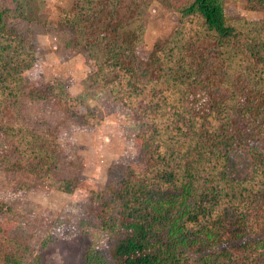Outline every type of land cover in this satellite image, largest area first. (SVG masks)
<instances>
[{"label": "trees", "instance_id": "1", "mask_svg": "<svg viewBox=\"0 0 264 264\" xmlns=\"http://www.w3.org/2000/svg\"><path fill=\"white\" fill-rule=\"evenodd\" d=\"M225 1L73 0L57 19L87 50L89 81L135 114L142 143L120 180L93 194L91 207L119 237L109 259L96 242L88 264H264V0L247 2L263 12L256 19L228 15ZM154 2L173 8L178 22L141 53ZM45 9L46 0L0 9V161L14 157L12 168L32 167L53 186L47 178L62 153L61 129L23 120L25 71L39 59L9 22L44 21ZM49 96L71 115L98 116L80 112L82 99L67 89ZM236 147L252 155L245 178L227 169ZM75 183L56 185L72 192ZM8 203L0 200V210ZM22 244L3 238L0 260L13 264L29 251Z\"/></svg>", "mask_w": 264, "mask_h": 264}, {"label": "rangeland", "instance_id": "2", "mask_svg": "<svg viewBox=\"0 0 264 264\" xmlns=\"http://www.w3.org/2000/svg\"><path fill=\"white\" fill-rule=\"evenodd\" d=\"M72 2L46 0L45 20L41 22L9 21L22 36L32 40L39 59L37 65L25 71L23 120L41 130L60 127V144L64 129H74L79 137V142L73 141L75 151H64L60 145L62 153L47 178L49 181L51 178L53 186L45 184L32 167L12 168L14 157L0 161V200L10 203L0 210V241L18 238L29 248L16 253L13 264H88L87 254L96 242V248L105 250L108 254L105 258L109 259L119 235L115 224L101 220L91 207L93 194L119 181L124 165L143 155L142 143L136 141L139 120L120 101H113L108 89L89 81L92 63L87 50L73 44L72 30L57 22L63 8H69ZM247 2L226 0L225 11L237 18H261L263 12L248 8ZM12 4L13 0H0V9ZM147 19L141 53L169 36L178 15L173 8L154 2ZM57 77L61 78L60 83L54 82ZM62 89L82 99L80 112L98 111L97 118L90 121L71 115L63 103L49 96ZM88 128L95 130L89 134L81 131ZM251 156L248 149L236 147L228 163L229 174L247 177L251 172ZM64 179L75 180L72 192L57 188L56 183ZM0 264L6 263L0 260Z\"/></svg>", "mask_w": 264, "mask_h": 264}, {"label": "crops", "instance_id": "3", "mask_svg": "<svg viewBox=\"0 0 264 264\" xmlns=\"http://www.w3.org/2000/svg\"><path fill=\"white\" fill-rule=\"evenodd\" d=\"M95 129H83L81 130L82 132H86L87 134H89L91 131H94ZM61 144L62 146H64V151H75V144H74V140H76V142H79V137L76 133V131L74 129H64L62 130L61 134Z\"/></svg>", "mask_w": 264, "mask_h": 264}]
</instances>
